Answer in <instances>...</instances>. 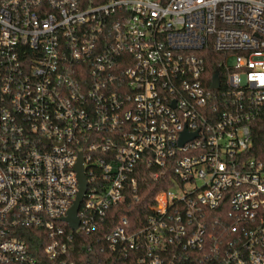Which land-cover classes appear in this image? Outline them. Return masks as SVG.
<instances>
[{
  "label": "built area",
  "instance_id": "2783aa9c",
  "mask_svg": "<svg viewBox=\"0 0 264 264\" xmlns=\"http://www.w3.org/2000/svg\"><path fill=\"white\" fill-rule=\"evenodd\" d=\"M258 136L264 0H0V264H264Z\"/></svg>",
  "mask_w": 264,
  "mask_h": 264
},
{
  "label": "trees",
  "instance_id": "16d2710c",
  "mask_svg": "<svg viewBox=\"0 0 264 264\" xmlns=\"http://www.w3.org/2000/svg\"><path fill=\"white\" fill-rule=\"evenodd\" d=\"M89 1V0H88ZM105 0H90L92 3H101ZM165 1V0H162ZM217 62L210 64L209 66V74L213 73L214 71H219L220 69L217 66ZM258 149L262 150L264 149V142L263 139L261 140V136H258L255 141V153L258 152ZM142 186L141 189V197L138 202L132 201V200H126L123 204L115 206L109 210L110 215L117 218L118 215H126L131 220H134V216L136 214H142L140 211L145 209L147 204L151 203L153 200V195L158 192L163 185L157 182H151V183H145ZM143 215V214H142ZM143 217V216H142ZM74 243L79 248V241L74 240ZM37 247L41 250V247L43 244L40 242H36Z\"/></svg>",
  "mask_w": 264,
  "mask_h": 264
},
{
  "label": "water",
  "instance_id": "95a60500",
  "mask_svg": "<svg viewBox=\"0 0 264 264\" xmlns=\"http://www.w3.org/2000/svg\"><path fill=\"white\" fill-rule=\"evenodd\" d=\"M219 85V81H218V74L215 73L213 75V79H212V86L213 87H218ZM188 136V134L184 131L182 133V139H181V142ZM77 170L79 172V187H80V191H79V194L77 196V199L75 200L73 206L70 208L69 212H68V215L65 217V220L69 222L70 226L72 228H76L77 225H78V219H77V210H78V206H79V203L82 199V196L85 192V189H86V181H85V178L83 176V172H82V166H81V163L79 162V164L77 165Z\"/></svg>",
  "mask_w": 264,
  "mask_h": 264
}]
</instances>
